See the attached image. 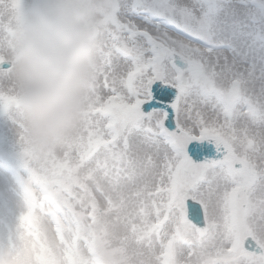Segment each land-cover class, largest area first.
Wrapping results in <instances>:
<instances>
[{
    "label": "snow or ice",
    "instance_id": "6c2138e0",
    "mask_svg": "<svg viewBox=\"0 0 264 264\" xmlns=\"http://www.w3.org/2000/svg\"><path fill=\"white\" fill-rule=\"evenodd\" d=\"M147 11L145 0H112L101 28L94 151H119L133 165L149 160L165 203L175 197L174 208L187 213L205 256L236 245L230 255L200 264H264V103L246 94L242 76L207 62L196 43L204 19L194 7L172 0L168 15L151 27L144 24ZM9 40L0 45V101L21 117ZM241 118L248 123L241 126ZM106 168L98 162L105 177ZM24 170L27 202L32 173L26 162ZM15 243L10 235V246ZM183 243L190 242H173L174 264H184L176 254ZM163 244L158 264H165Z\"/></svg>",
    "mask_w": 264,
    "mask_h": 264
},
{
    "label": "rangeland",
    "instance_id": "374dc122",
    "mask_svg": "<svg viewBox=\"0 0 264 264\" xmlns=\"http://www.w3.org/2000/svg\"><path fill=\"white\" fill-rule=\"evenodd\" d=\"M171 2L145 0L144 24L159 23L155 18L168 15ZM183 2L190 8L196 5L203 16L196 43L205 50V59H214L218 70L230 76L244 77L246 94L264 103V0ZM111 5L112 0L100 5L98 58L85 86L83 111L57 142L37 150L22 108L20 117L0 101V264H158L162 242L165 264H174L173 242L191 232L186 213L173 206L175 197L165 203L149 175V160L133 165L119 151H94L99 141L91 131L93 92L102 63L101 28ZM26 6V0H0V45L10 43L12 20ZM105 161L107 177L97 170L98 162ZM24 162L32 173L27 202L21 183L26 177ZM104 184L110 185L109 193ZM231 214L238 242L239 216L235 209ZM180 248L181 244L178 256ZM235 251L233 245L230 252H219L226 256ZM209 256L189 264H200Z\"/></svg>",
    "mask_w": 264,
    "mask_h": 264
},
{
    "label": "clouds",
    "instance_id": "9594fccd",
    "mask_svg": "<svg viewBox=\"0 0 264 264\" xmlns=\"http://www.w3.org/2000/svg\"><path fill=\"white\" fill-rule=\"evenodd\" d=\"M102 0H26L11 23V62L33 146L72 129L98 58Z\"/></svg>",
    "mask_w": 264,
    "mask_h": 264
},
{
    "label": "bare ground",
    "instance_id": "6f19581e",
    "mask_svg": "<svg viewBox=\"0 0 264 264\" xmlns=\"http://www.w3.org/2000/svg\"><path fill=\"white\" fill-rule=\"evenodd\" d=\"M192 7L196 8V5H191V8ZM207 53L208 54H211V55H214L215 53H218V52H214V53L207 52ZM207 62L210 63V64H212V65L215 64L214 63L215 62L214 59H208ZM246 82H247V80H246ZM88 87L91 88V85H88ZM245 88H246V86H245ZM4 106H7V105L4 103ZM241 119H242L240 121L241 126H244V125H246L248 123V121L246 119H244V118H241ZM97 179H99L100 182H101L102 181L101 180L102 179V174L99 173L98 176H97ZM104 185H105L104 186L105 191L107 193H109V190H111L110 185H106V184H104ZM99 199L102 201L101 198H99ZM113 201H114V199H113ZM231 215L233 216V214H231ZM177 224H179V222ZM230 225H231V228H232V224L231 223H230ZM184 238H187V240L190 242V243H183V244H181V248H180V250L178 252L179 258H180L181 261L184 262V264H189V263H191L193 261H198L200 259L205 258L204 253L201 251L200 247L197 246V243H198V240H199V237L197 235H195V234H193L191 232H188L183 237H181L180 240H182ZM194 246H195V248H193ZM209 255L210 256L207 259L211 258L212 256H217V257H223L224 256V255H222L221 252H218V253H210ZM152 264H155V262H153Z\"/></svg>",
    "mask_w": 264,
    "mask_h": 264
}]
</instances>
